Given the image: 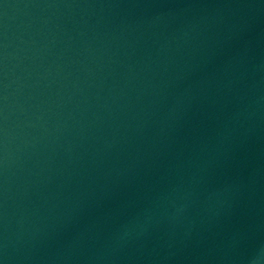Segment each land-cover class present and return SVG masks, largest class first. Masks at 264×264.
Here are the masks:
<instances>
[{
	"label": "water",
	"instance_id": "water-1",
	"mask_svg": "<svg viewBox=\"0 0 264 264\" xmlns=\"http://www.w3.org/2000/svg\"><path fill=\"white\" fill-rule=\"evenodd\" d=\"M0 264H264V0H0Z\"/></svg>",
	"mask_w": 264,
	"mask_h": 264
}]
</instances>
